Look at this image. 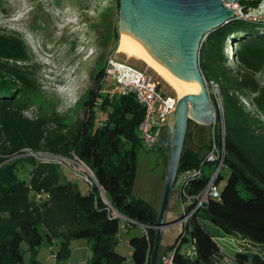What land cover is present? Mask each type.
<instances>
[{"label":"trees","instance_id":"obj_1","mask_svg":"<svg viewBox=\"0 0 264 264\" xmlns=\"http://www.w3.org/2000/svg\"><path fill=\"white\" fill-rule=\"evenodd\" d=\"M239 1L246 12L263 0ZM234 30L241 35L234 36ZM229 41L235 46L234 65L228 63L225 50ZM27 58L22 36L0 29V264L21 263L23 242L31 252V264H39L36 251L44 241L58 245L57 259L65 257L69 241L76 238L90 241L91 254L84 264H123L126 258L116 250L118 231L132 225L148 227L146 233L143 228L140 235L129 238L131 261L150 264L158 212L149 202L132 196L137 153L143 147L138 131L142 106L131 93L105 94L97 84L85 101L84 118L68 123L63 114L35 103L36 77ZM198 62L206 83L213 81L218 86L223 113L213 103L214 142L223 151L208 161L206 154L213 142L198 150L190 148L191 127L198 124L188 119L176 174L194 170L200 174L187 175V182L180 185L191 198L180 197L187 202L184 212L190 215L173 259L183 264H219L218 239L226 236L235 237L243 246L233 252L230 264H264V127L242 101L250 94L251 103L264 112V86L257 78L264 71V22L231 17L207 33ZM102 76L100 70L96 79L101 82ZM157 147L156 143L152 148ZM204 148L207 153L203 156ZM38 152L74 155L92 170L97 184L81 191L60 171L62 164L54 158L42 161L35 155ZM210 164L216 165L213 185L217 188L223 178V168L227 171L225 184L221 190L217 188V196L199 203L198 196L213 176L203 172ZM25 165L29 166L26 174L20 172ZM187 240L188 246L195 245L193 258L179 250ZM251 246L262 250H249ZM166 249L158 257L173 246Z\"/></svg>","mask_w":264,"mask_h":264},{"label":"rangeland","instance_id":"obj_2","mask_svg":"<svg viewBox=\"0 0 264 264\" xmlns=\"http://www.w3.org/2000/svg\"><path fill=\"white\" fill-rule=\"evenodd\" d=\"M119 7V0H0V29L17 32L28 47L26 64L36 77L37 86L33 95L36 104L47 111L63 114L68 123L84 118L87 110L85 101L89 97V91L96 89L97 84L102 87V82L103 86L107 87L114 80L113 72L107 66L109 58L126 62L135 68L149 72L159 82L161 90L176 99V102L178 101L180 97H177L176 92L154 69L141 59L128 56L120 51L119 44L123 34L119 27ZM252 32L255 34L254 30ZM233 34L234 36L241 35L236 30L233 31ZM234 48L232 42H227L225 50L230 58L228 63L232 65H234L232 59ZM100 70H103L101 82L96 79ZM257 78L264 86V71L257 74ZM207 91L212 102V109L210 113H207L208 115H196L192 112L191 106L189 107V119L198 124L191 127L193 140L188 142V146L194 150H198L202 144H208V142H213L212 146L215 145L216 111L213 103L220 113H223L217 87L207 84ZM251 97L252 95L249 94L248 97H243L242 101L248 110L257 114L264 127V112L251 103ZM30 112L28 111L29 114ZM175 112L176 104L158 135L157 144L163 138H166L168 142L157 148L143 145L137 153L136 177L132 196L149 202L157 212L160 210L164 191L171 148L169 140L171 139ZM216 147L220 150L218 145ZM206 153L207 148H204L201 155L204 156ZM35 155L42 161L47 158H55L46 152H38ZM55 156L58 160L65 158L64 160L68 162L67 164L63 162L60 171L67 173L78 184L81 191L87 192L90 189V184L79 175L92 180L93 185L97 184L93 179L92 170L83 161L74 155L71 157ZM209 166H211L210 169ZM28 168L29 166L25 165L20 172L26 174ZM215 168L214 164L205 165L203 172L211 178ZM226 173V169L223 168L221 170L223 178L216 184L219 190L225 184ZM182 178V172H178L175 176L165 214L166 220L179 221L182 217L183 202L179 197ZM101 194L103 195L102 192ZM172 210L176 214L174 216L167 215V212ZM181 227L183 228L182 225ZM142 231L143 228L140 225L119 228V242L116 250L126 258L123 264H133L128 240L132 236L140 235ZM188 241L182 242L179 246L181 252H185L188 248ZM218 245L217 260L219 264H230L233 252L243 247L235 237L228 238L226 236L218 239ZM22 248L24 249L23 261L19 264H31V252L27 250L24 242ZM52 248L53 250H51ZM247 248L262 250H258V246ZM57 249V244L49 245L44 241L36 251V259L40 262L39 264H84L91 254L90 241L85 238L71 239L69 252L65 257L57 259L55 257ZM165 249L163 246L160 251Z\"/></svg>","mask_w":264,"mask_h":264},{"label":"water","instance_id":"obj_3","mask_svg":"<svg viewBox=\"0 0 264 264\" xmlns=\"http://www.w3.org/2000/svg\"><path fill=\"white\" fill-rule=\"evenodd\" d=\"M235 1L119 0L120 29L137 37L149 52L175 75L195 82L200 87L199 92L184 94L176 102L175 120L169 140L171 148L161 206L157 213L150 264H157L164 228L171 223L165 219V214L182 151L189 107L191 106L196 115H208L212 109L207 83L199 67V49L207 33L231 18L233 10L225 3ZM165 142L168 141L163 138L158 141V145L163 146ZM100 190L103 193L102 189Z\"/></svg>","mask_w":264,"mask_h":264},{"label":"built area","instance_id":"obj_4","mask_svg":"<svg viewBox=\"0 0 264 264\" xmlns=\"http://www.w3.org/2000/svg\"><path fill=\"white\" fill-rule=\"evenodd\" d=\"M225 5L233 10V14L231 17H236L237 19L239 18L257 22H264V0L260 2L257 7L250 8L246 12L242 10L239 0H236L233 3H225ZM107 66L108 69L112 70L114 80L107 87L102 86L100 91L109 95H125L131 93L135 96L137 102L142 106L144 110L143 118L138 126L140 138L144 146L152 148L157 143L161 127L164 125V122L166 121L168 115L173 111L175 107L176 99L169 95H166L161 90V88L158 87L154 77L145 70L135 68L127 64L126 62L116 60L114 58L108 59ZM101 84H103V82ZM210 85H214L218 89L217 84L213 81L210 82ZM221 151H223L222 148L218 150L217 147L213 145L211 150H209L206 154V159L208 161H214L219 157ZM54 157V159L60 164H63V162L66 164L68 163L64 160L65 158L63 160L61 158L58 160L55 155ZM219 165L220 160L218 166ZM189 174H200V170L184 172L181 183H183L184 181L187 182L186 177ZM92 176L96 183L95 176ZM215 176L216 172L213 174L206 188L198 196L199 203H201L208 196L215 197L218 195V190L216 186L213 185ZM79 177L84 178L86 181H88L90 186L93 185L92 180L87 179L86 176L79 175ZM179 195V197L182 196L186 198V201L191 200V198L186 195L183 187L179 188ZM182 202V204L184 205L185 201L183 200ZM182 213L183 214L182 217L179 219V222L183 226L190 213H185L184 207ZM118 216L121 218V220L131 222V220L125 218L120 214H118ZM147 227L148 226L145 225L143 226L144 233H146ZM181 240L182 239L180 233L173 244V249L170 252H164L159 256V264H183L173 259L174 251L177 248L178 244L181 243ZM184 253L185 256L193 258L196 254V248L194 243L191 242Z\"/></svg>","mask_w":264,"mask_h":264},{"label":"bare ground","instance_id":"obj_5","mask_svg":"<svg viewBox=\"0 0 264 264\" xmlns=\"http://www.w3.org/2000/svg\"><path fill=\"white\" fill-rule=\"evenodd\" d=\"M121 32L123 37L119 44L120 51L128 56L141 59L154 69L176 92L178 95L177 97H181L188 93L199 92L200 87L197 83L184 80L175 75L166 65L155 58L137 37L122 28Z\"/></svg>","mask_w":264,"mask_h":264},{"label":"crops","instance_id":"obj_6","mask_svg":"<svg viewBox=\"0 0 264 264\" xmlns=\"http://www.w3.org/2000/svg\"><path fill=\"white\" fill-rule=\"evenodd\" d=\"M176 203H177V200H176ZM174 214L176 213H174L173 210L171 212L170 211L167 212V215H170V216H174ZM181 231H182L181 223L179 221H174V222L171 221L169 226H166L164 228L163 235H162V247L165 246V248H168L169 246H172L174 241L177 239L178 235L181 233ZM51 250H53V248ZM38 263L40 262L38 261ZM70 264H73V263H70Z\"/></svg>","mask_w":264,"mask_h":264},{"label":"flooded vegetation","instance_id":"obj_7","mask_svg":"<svg viewBox=\"0 0 264 264\" xmlns=\"http://www.w3.org/2000/svg\"><path fill=\"white\" fill-rule=\"evenodd\" d=\"M175 242V241H174Z\"/></svg>","mask_w":264,"mask_h":264}]
</instances>
